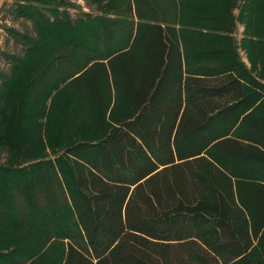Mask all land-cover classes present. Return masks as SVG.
Returning a JSON list of instances; mask_svg holds the SVG:
<instances>
[{
    "label": "trees",
    "instance_id": "16d2710c",
    "mask_svg": "<svg viewBox=\"0 0 264 264\" xmlns=\"http://www.w3.org/2000/svg\"><path fill=\"white\" fill-rule=\"evenodd\" d=\"M84 2L13 0L0 264H238L264 236V0ZM54 92L94 138L16 157L2 139Z\"/></svg>",
    "mask_w": 264,
    "mask_h": 264
},
{
    "label": "rangeland",
    "instance_id": "374dc122",
    "mask_svg": "<svg viewBox=\"0 0 264 264\" xmlns=\"http://www.w3.org/2000/svg\"><path fill=\"white\" fill-rule=\"evenodd\" d=\"M71 1L80 4L84 11L88 10L85 7L84 0ZM12 7L13 0H0V49L13 53L18 51L21 46L11 37L6 27L18 29L20 31H30L31 24L29 21L21 18L15 19L14 15L10 12ZM233 12L238 13V8ZM72 13H75L74 10H72ZM259 18L260 22L261 17ZM244 28L245 26L243 24L237 25L236 37L238 43L241 42ZM261 40L264 41V38ZM239 53L242 60L248 67L254 66L253 63L248 60L247 54L243 49L239 48ZM261 63L262 65L264 64V56L262 57V55L260 56L259 63L254 66V74L257 76V80L263 84L262 86L264 87V67H261ZM8 66V60L0 56V69H7ZM56 94L54 92L48 99L46 103V113H44L41 118L38 119L37 117L34 122L26 121V119H22V117L19 118L17 128L15 127L16 131H13V134L8 133V137L5 136L2 139V141H14V144L18 147L15 149L16 157L22 158L26 155L25 159L30 160L33 159L34 155L40 154V152H42V155H47L48 157L52 154V151H55L58 147L63 146L67 142H71L67 141L70 136L76 140L80 138H90L95 134V132H93L95 123L93 120H90V117L85 116L79 124L72 125L70 127L66 125V128L63 126L64 119L60 113H58L56 118H53L52 113H50V109L64 104L66 100L65 93L62 95ZM2 132L3 130L0 131V134H2ZM54 251L56 252V250ZM51 261L52 258L47 259L44 264H52ZM238 264H264V236L253 249L244 255L243 259L239 261Z\"/></svg>",
    "mask_w": 264,
    "mask_h": 264
}]
</instances>
